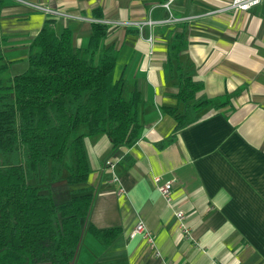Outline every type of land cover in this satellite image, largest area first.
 Wrapping results in <instances>:
<instances>
[{
  "label": "crops",
  "instance_id": "1",
  "mask_svg": "<svg viewBox=\"0 0 264 264\" xmlns=\"http://www.w3.org/2000/svg\"><path fill=\"white\" fill-rule=\"evenodd\" d=\"M24 1L32 6L0 5L10 75L26 69L28 45L47 18L79 49L91 22L101 21L104 43L117 52L114 78L141 96L132 144L113 147L103 133L83 138V186L92 198L71 264H158L143 239L129 237L136 222L170 264H264V0L245 11L225 9L230 0ZM173 43L180 44L175 56ZM185 70L202 85L196 96L213 103L175 131L162 108L176 104ZM153 176L171 182L168 203ZM110 228L116 234L108 244L92 231Z\"/></svg>",
  "mask_w": 264,
  "mask_h": 264
},
{
  "label": "trees",
  "instance_id": "2",
  "mask_svg": "<svg viewBox=\"0 0 264 264\" xmlns=\"http://www.w3.org/2000/svg\"><path fill=\"white\" fill-rule=\"evenodd\" d=\"M106 29L91 22L88 44L79 49L47 18L28 45L26 69L14 75L0 50V264H71L92 198L83 186V138L103 133L116 147L139 137L141 96L114 78L117 52L104 43ZM2 40L0 34V47ZM179 48L170 45L172 56ZM176 87V104L162 108L175 131L213 103L196 96L202 85L189 70ZM62 179L68 198L54 201L60 189L53 184ZM92 231L103 244L116 234Z\"/></svg>",
  "mask_w": 264,
  "mask_h": 264
},
{
  "label": "built area",
  "instance_id": "3",
  "mask_svg": "<svg viewBox=\"0 0 264 264\" xmlns=\"http://www.w3.org/2000/svg\"><path fill=\"white\" fill-rule=\"evenodd\" d=\"M18 1L27 3L28 5H31L29 2L24 1V0H18ZM261 1L262 0H230L229 3L227 4V6L225 7V9L245 11V10H248L249 8L255 6V5L260 4ZM33 6L35 8L40 9V10L47 11V9H44L40 6H37L34 4H33ZM221 10H223V9H221ZM152 181H153V184H154L156 190L160 194V196L163 198V200L165 202L168 203L170 201L171 182L169 180L160 182L158 176H153ZM118 191L122 192V188L119 187ZM174 215L176 217L177 224H178V227H179L181 234L183 236L187 237L189 234V230H188L187 226L184 224L183 213L180 211H175ZM134 236H139L141 239H143L145 241L147 246L153 250L154 255L156 257H159L158 264H170L168 261H166L165 259H163L160 256L159 252L157 251V249L154 246V239H153L152 234L142 225V223L136 222L134 224L132 230L129 233V237L132 238Z\"/></svg>",
  "mask_w": 264,
  "mask_h": 264
},
{
  "label": "rangeland",
  "instance_id": "4",
  "mask_svg": "<svg viewBox=\"0 0 264 264\" xmlns=\"http://www.w3.org/2000/svg\"><path fill=\"white\" fill-rule=\"evenodd\" d=\"M67 190H68L67 185H64V187L62 189H60L59 191H56L54 194L52 193L53 194V200L54 201H58V200L61 201V200L67 199L68 198ZM54 191L55 190H53V192Z\"/></svg>",
  "mask_w": 264,
  "mask_h": 264
}]
</instances>
